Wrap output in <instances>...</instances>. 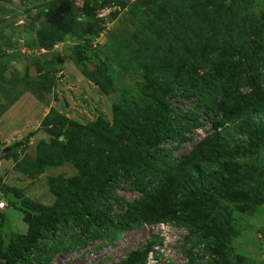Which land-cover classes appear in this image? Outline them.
I'll use <instances>...</instances> for the list:
<instances>
[{
    "label": "rangeland",
    "instance_id": "1",
    "mask_svg": "<svg viewBox=\"0 0 264 264\" xmlns=\"http://www.w3.org/2000/svg\"><path fill=\"white\" fill-rule=\"evenodd\" d=\"M83 42L96 56L92 63L79 49ZM185 74L203 88L190 96L202 103L192 116L200 125L165 141L151 139L166 153L141 158L158 172L141 176L139 188L108 182L114 165L128 161L133 143H140L129 138L132 126L149 136L158 126L146 125L166 107L181 115L191 106L171 92ZM7 80L9 97L1 95ZM118 96L128 109L122 130L114 121ZM262 97L264 0H0V182L52 214L78 212L66 202L85 201L83 175L100 186L97 206H109L108 216L131 209L150 219L165 201L180 209L176 223L147 221L117 238L66 243L45 264H118L147 244L145 264H218L208 263L190 230L206 223L220 197L231 202L221 209L240 228L232 250L252 264L264 262V198L248 211L236 209L244 189L229 181L233 172L248 179L251 160L264 163V112L253 107ZM211 138L226 178L211 182L213 163L199 174H177ZM67 142L72 156L63 148ZM184 192L197 194L201 205L194 195L181 205ZM142 198L149 200L147 212ZM1 202L8 232L26 234L24 214L0 190ZM224 264L249 263L235 257Z\"/></svg>",
    "mask_w": 264,
    "mask_h": 264
},
{
    "label": "trees",
    "instance_id": "2",
    "mask_svg": "<svg viewBox=\"0 0 264 264\" xmlns=\"http://www.w3.org/2000/svg\"><path fill=\"white\" fill-rule=\"evenodd\" d=\"M79 49L88 62L92 63L95 61L96 56L93 52L88 50L87 43H80ZM194 79L193 75L185 74L179 77L174 88L172 87L171 89V92H174L173 95H178L176 98L184 99L191 104L181 115L177 113L176 106L166 107V112L157 115L154 123L150 125L145 124L146 126H158L154 132L148 133L149 136L145 134L143 136L139 135V131L135 126L130 128L129 138L132 139L136 136L139 138L140 143L138 140L137 143H133L132 153L128 152V161H123V163L114 165V176L111 181L108 182L117 183L119 185L124 184L130 189L139 188L141 176L147 175L149 172H158L155 166L145 164L141 158L148 157L154 153H159L160 156L166 153L165 148L160 147L151 139L156 137L160 141H165L179 134L181 135V132L184 130H192L200 125L199 122L193 121L192 116L200 112L199 105L202 103L196 100L197 103L195 102L194 104L192 98L196 97L195 95L199 92H203V88L199 83L194 82ZM165 81H168V78H166ZM8 83L9 80L5 81L1 93L2 96L5 95L9 97L13 91V88L11 85H8ZM103 89L106 90L104 87ZM192 94H194V96ZM190 96L193 97L191 98ZM122 99L124 98L118 96L113 107L114 121L121 127V130L124 129L128 113V109ZM255 105H257L259 111L264 112V97L255 99L253 107ZM214 141L215 139L211 138L195 147L188 155L183 166H180L182 170L176 173L186 175L189 171L194 170L190 172L191 174L189 175L193 173L199 174L201 168L205 165L207 167L209 163H213L215 167L213 172L214 176L211 178L213 180H211V182L215 184L219 182L218 179L226 178L225 166L223 162L218 160L219 152L215 147ZM63 148L67 156H72L73 153L70 149V142L65 143ZM78 160L83 163L80 158H78ZM250 164L253 167H250L248 170V179H243L234 172L229 174V181L232 182L233 185L235 184L238 190L244 189L243 196H239L234 203L236 209H243V211H248L249 209L259 206L264 198V163L260 165L256 161L251 160ZM81 172L84 171L81 170ZM80 178L85 184V189L80 193L85 201L76 198L72 201L69 199L66 202V204L71 205L72 208L77 209L78 212L76 214L70 213L67 208L65 213L60 214H52L47 207L36 208L28 197L18 194L0 182V190L2 191L7 205L21 211L29 223L26 234L9 233L4 223L5 213L0 211V264H45L51 259L54 251L60 249V247L66 246V243L74 246L100 237L117 238L124 232L136 228L147 221L153 223H176L181 219L180 209L176 207L173 201H165L166 198L163 200L165 202L162 203L161 208L151 214L150 219L148 217H143L145 213L140 211L137 212V216H133V211L131 209L122 216H108L107 211L109 210V206H97V202L100 199V186L92 183L91 181L95 182L94 179H88L86 175ZM64 182L68 181L66 180L63 181V183ZM108 182L105 184V191L106 189H110L107 187ZM249 182L252 183L249 185ZM202 184L204 185V181L199 179L198 185ZM184 193V200L181 205H183L191 195H194L196 205H201L200 198L197 194ZM168 199L171 200V198ZM142 201L146 205L147 212L149 200L142 198ZM227 203L231 202L227 199L223 200L221 197L217 198L216 207L212 210V214L208 219H205L206 223L200 224L199 222L198 225L192 226L190 231L195 236L194 245L203 246L202 254L211 258V262L209 261L208 263H212L214 260H217L218 264H224V261L235 263L236 257L240 262L252 264L251 259L244 256L237 257L234 249L232 250L230 241L239 233L240 228L236 225H232L230 223L231 221L227 219L226 214L221 209V206ZM150 207H152L151 203ZM79 214L82 215V217H80ZM32 227L39 228L38 234L32 230ZM44 230L47 232H44ZM47 234L49 235L46 236ZM65 234L69 237L66 240H64L66 238ZM32 236L35 237L34 240ZM151 246V244H147L132 251L118 264H145ZM258 264H264V262Z\"/></svg>",
    "mask_w": 264,
    "mask_h": 264
},
{
    "label": "built area",
    "instance_id": "3",
    "mask_svg": "<svg viewBox=\"0 0 264 264\" xmlns=\"http://www.w3.org/2000/svg\"><path fill=\"white\" fill-rule=\"evenodd\" d=\"M3 206H4V203H3V202H1V203H0V207L2 208Z\"/></svg>",
    "mask_w": 264,
    "mask_h": 264
}]
</instances>
